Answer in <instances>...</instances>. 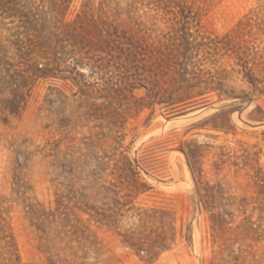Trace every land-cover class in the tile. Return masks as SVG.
<instances>
[{
    "label": "rangeland",
    "instance_id": "obj_1",
    "mask_svg": "<svg viewBox=\"0 0 264 264\" xmlns=\"http://www.w3.org/2000/svg\"><path fill=\"white\" fill-rule=\"evenodd\" d=\"M0 58V264H264V0H0Z\"/></svg>",
    "mask_w": 264,
    "mask_h": 264
},
{
    "label": "trees",
    "instance_id": "obj_2",
    "mask_svg": "<svg viewBox=\"0 0 264 264\" xmlns=\"http://www.w3.org/2000/svg\"><path fill=\"white\" fill-rule=\"evenodd\" d=\"M71 23H67V25L69 26ZM55 37H57V35H54ZM189 36H191L188 32H183L182 35L180 36V38L182 39L181 41H183V43L187 46L188 44H190L189 42ZM122 49L119 50V52H121ZM187 52H183L181 53L180 57L182 60H179V58H175V62L176 65H177V70L176 73H177V77H178V80L181 82V83H186L185 86H178L176 88H174L173 92L176 93V96H175V100L173 103L175 102H181V101H185L187 99H191L193 97H196V96H200V95H203L206 91H207V88H197V87H200L198 82H200V80L197 81L196 84H188L189 82V79L186 78V74H188L189 72L187 71V67H186V64H187V60H190L191 59V56H187ZM1 60V58H0ZM48 63L44 64L42 67H39L38 64H36L34 66V72H33V75H35L36 77H47L50 75V70L49 68H47ZM196 88V89H195ZM123 89H126L125 85H123L122 87V90ZM121 89L120 88H117L115 89L114 91H120ZM151 89H149L150 91ZM16 92L17 90H13V97L12 98H9V99H5V102L4 103H7V106L5 109H7L9 111V113H15V112H19V110H21L23 108V104L22 101H23V98H19L20 96L16 95ZM131 92V90H130ZM172 92V93H173ZM213 216V215H211Z\"/></svg>",
    "mask_w": 264,
    "mask_h": 264
}]
</instances>
